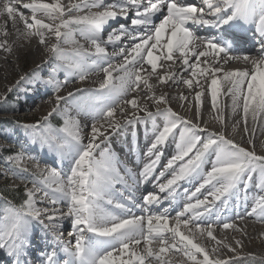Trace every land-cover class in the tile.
Segmentation results:
<instances>
[{"label":"snow or ice","instance_id":"1","mask_svg":"<svg viewBox=\"0 0 264 264\" xmlns=\"http://www.w3.org/2000/svg\"><path fill=\"white\" fill-rule=\"evenodd\" d=\"M132 7L136 12L130 21L131 28L120 24L118 29L108 33L105 40L102 32L110 21L116 20L118 15L123 19L128 18L127 5H106L103 0L99 3L97 0H83L82 3L72 5L66 12L59 0L53 3L31 0V3L23 5V8L29 9L32 13L29 19L17 9L14 0H3L0 3V17H6L5 24L0 25V36L5 37L4 40H0V48L11 51L7 46L8 33L5 31L7 22L11 21L12 27L16 28L19 35L26 39L36 37L39 44L46 47L52 59L62 62L59 67L72 72L80 81H84L88 72L92 70L87 64L90 57L93 58L92 66L104 73L98 89L85 101V106L92 108L93 121L90 134L86 138L82 135L79 120L69 114V109H62L60 106L61 102L68 104L78 93L87 91L86 89L68 92L66 97L57 95L55 106L46 116L35 123L20 125L33 135L35 141L47 145L56 152L61 161L71 157V162L66 177L54 168L39 170L33 188L26 191V198L22 203L17 207L9 201L6 202V207L0 209V241H2L0 246L7 247L9 255L17 257L15 264H21L19 257L30 243L29 232L34 223L49 228L53 240L58 245H62L67 257L64 264H146L149 257H154L160 264H164L161 253L170 251L173 246L192 261V264H240L244 259L239 256L210 259L206 248L194 243L193 239L180 231V228L181 224L189 228L191 223L195 225L194 232L203 235L206 231L207 237L218 246L212 249L213 253L219 251L221 245L235 252L236 249L230 244L216 239L211 221L206 222V229L201 226L199 222H202L206 215H210L215 205L209 202L207 197L200 200L196 194L206 186H210L214 189L209 193L212 201H221L226 205L228 198L241 184L247 192L254 173L260 176L257 187L264 190V156L246 150L232 139L226 138L223 132L209 133L207 137H202L198 133L206 129H201L196 123L180 117L170 107H160L161 104L167 103L164 94L159 97L148 96L156 108L155 113L149 110L147 104L141 105L136 97L124 100L125 107H118V103L129 92H137L141 83L151 91L154 86L149 80L157 73L158 61L167 59L176 63L173 54L178 52L185 71L191 69L194 75L199 73L201 77H205L206 83L210 78L208 91L211 93L214 109L217 107V95L223 84L227 86V94L231 95L234 107H239L240 100L243 99L245 120L249 114L250 104L253 119L258 114L264 113V0H202V6L186 3L185 0H155V2L149 0L148 6L145 7L137 5L135 0H132ZM90 8L101 10L72 15L73 11L80 12ZM165 9L166 14L162 15L158 23L154 22L153 17L163 13ZM44 18L50 22L46 23ZM18 21L23 24L22 32L17 27ZM250 23L255 24L259 36L256 57L247 54L231 55L236 43L232 30L241 24ZM201 28L206 29L208 34L199 35L196 30ZM133 32L136 33L135 36ZM75 33H79L87 40L93 46L94 52L85 51L83 46L72 49L71 53L62 49L61 44L76 43ZM51 36L55 37V43L49 46L48 38ZM121 36H126L134 43L129 48L120 47L118 52H114V55L122 57V63L118 65L107 63L103 66L102 62L109 59L106 45H115L116 42L121 41ZM154 50L159 55L154 54ZM201 57H205V60L201 61ZM190 58H194L196 62H192ZM232 60H243L246 64H251V68L225 70V66ZM200 63H203L204 67H200ZM144 64L149 65L151 69L147 76L141 75L142 72L147 71L143 67ZM55 71L54 67L53 72ZM114 71L121 74L113 77ZM25 79L28 77H21V80ZM158 79L160 83L176 81L175 75L159 76ZM182 82L195 91L193 79H184ZM48 83H52V80L50 79ZM60 87L57 83L54 85V90L59 92ZM11 90L10 88L9 91ZM201 96V92H195L197 119L202 104ZM180 99L184 100L186 97L181 96ZM127 106H131L134 111L126 113ZM117 110L128 124L154 119L155 116L163 117V127H157L155 139L147 150V155L154 156L155 159H150L139 173V178L143 181H147L152 176L160 162L162 153L158 150V146L165 144L169 136H174L175 130L179 129L176 153L165 165V171L171 170V178L159 185L160 192L167 191L171 196L178 182L189 178L199 177L202 183L189 197V202L184 205L183 211L176 213L175 225L172 227H169L167 211L154 215L149 209L147 215H133L128 204L115 201L110 195L116 183H125V181L120 174L118 162L107 148L99 152V158L95 156L101 144L108 140V136L105 135L107 128L104 124L98 127L96 122L106 121L107 127L115 132L121 127L120 121L115 119ZM138 113H144V116H139ZM57 114L61 115L63 122L59 127H54L50 123V118ZM84 127L88 126L84 125ZM85 139L87 143H84ZM210 152L214 153V159L210 161V169L205 172L204 165ZM8 159L19 167L22 156L17 154ZM164 174L162 171L161 177ZM39 193H42L43 198L38 200ZM193 199L195 203L191 202ZM253 199L254 203L247 215L264 219V195H257ZM143 201L144 206H151L161 203V198L156 194H147L143 197ZM60 203H66V213L56 207ZM38 204L44 207H38ZM102 204L114 205L122 215L105 211ZM136 206L143 208L141 205ZM187 213L192 215L182 219ZM65 215L72 218V230L68 235L74 237V245L71 240L65 244L63 233L58 229V221ZM238 218L243 219V217ZM222 227L240 230L233 223L225 222ZM189 231L193 232V229ZM164 232L172 234L173 245L164 246L165 238L162 235ZM138 237H142L146 245L144 254L135 251L134 246L141 243ZM152 238L159 239L162 245L159 252L147 247L152 243ZM236 245L241 246L239 241H236ZM197 253L203 257L202 260L196 258ZM41 264H60L56 251L44 253ZM148 264L152 262L149 261Z\"/></svg>","mask_w":264,"mask_h":264},{"label":"bare ground","instance_id":"2","mask_svg":"<svg viewBox=\"0 0 264 264\" xmlns=\"http://www.w3.org/2000/svg\"><path fill=\"white\" fill-rule=\"evenodd\" d=\"M18 1H20V0H14L17 9L19 11L23 12V14H27V16H28L27 18L30 19L31 15H32L31 11L29 9L23 8V5L18 3ZM131 1L132 0H103V3L106 5L107 4H115L117 6L127 5L129 7V9L131 10V14H132V15H130V20H131L132 18H134L135 12H136V9L134 7H132ZM135 1H138V0H135ZM2 2H3V0H0V3H2ZM44 2L53 3V2H55V0H44ZM82 2H83V0H59V3L65 7L66 12H67L68 8H70L72 5L77 4V3H82ZM97 2L99 3L100 0H97ZM185 2L191 3V4H193V3L195 4L197 2L198 5L202 6V0H185ZM27 3H31V0H28ZM135 3L137 5H140L141 7H145V6H148L149 0H144V3H141V4H138V2H135ZM98 10H101V9L90 8V9H84L83 11H80V12L73 11L72 15H83L87 11H93L94 12V11H98ZM117 11L119 12V8H117ZM163 14H166V9L164 10L163 13H158V14H156V16L153 17L154 22L158 23L159 20L162 18ZM5 20H6V17H0V25H4ZM44 20L46 23L50 22L47 20V18H44ZM110 22H112V21H110ZM125 25H127L129 28H131V24L126 23ZM253 25H254L253 23H250V24H247L245 26H239L238 30H241L243 28H247L249 30L254 31ZM107 26H105V29L102 32V36L105 40L107 39V35L109 33ZM17 27L21 30V32L23 31V24L20 23L19 21L17 23ZM5 31H7V33H8V35L6 37L7 46H9L12 50H15V51H17L19 49L18 45L24 46L25 44H29V41L32 38L31 37V38L26 39L22 35H19L16 28L12 27L11 21L7 22V26L5 28ZM107 31H108V33H107ZM117 34H119V33H117ZM198 34L201 35L200 31L198 32ZM133 35L135 36L136 33L133 32ZM234 36H235L236 41L245 42V46H244V48L240 49L241 51H232L230 53L231 55H245V54H247V55H250L252 57H256L258 50L255 48L256 47L255 44H248L247 43L248 38L243 36L239 32L236 33ZM255 36L257 38H259L258 34H256ZM34 38H35L36 44H34L35 46L32 45V47L30 48L31 51H30L29 56L31 57V59H30L31 62H33V64H37L38 62H42V61L44 62L46 59H48V56H50V53L48 51H46V47L44 45L39 44L38 39L36 37H34ZM4 39H5V37L0 36V40H4ZM15 39H16V41H14ZM74 39L76 41L75 44H72V43L65 44V47L63 49L66 52L71 53L72 49L79 47V46H83V49L89 53L94 52L93 46L87 40H85L83 37H81L79 35V33L74 34ZM53 43H55V37L51 36L48 38V45L50 46ZM133 43H134L133 40L128 39L126 36H121V41L116 42L115 45L107 44L106 50H108V51H106V52L108 53V52L113 51V53H108L109 59L105 62H102V65L106 66L107 63H112L113 65H118V64L122 63V57L114 55V52H118L120 47L129 48ZM200 50L202 51L203 48L201 47ZM6 52L10 53L8 51H5L4 48H0V60L3 59L4 63L6 61L5 60L6 55H4V53L6 54ZM154 54L159 55V53L156 52L155 50H154ZM88 59L92 60L93 58L90 57ZM173 59L176 61V63H173V61H169L167 59H161L160 61H158L157 73L155 75L153 74L151 77V78H156V80H154V81H152L151 79L149 80V83L154 86L151 91L148 88H146L145 86H143V84L141 83L140 88L137 90V92H129L126 96L121 98L120 102L118 103V107H125V105L123 104V101L126 99H132L131 97L132 96L134 97V95H135V97L138 99V102L141 105L147 104L149 107V110L152 111L153 113H155L156 108L152 105V102L148 99V96L154 95L156 97H159L160 95L164 94L166 96L167 103L161 104L160 107L161 108L170 107L180 117L187 119V120H190L193 123H196L199 126V128H201V129H206V131H204V132H199L198 133L199 135H201L202 137L207 136V134L210 133L209 132L210 127H213V126H215L213 131L217 133L218 130H217L216 126L218 124V125H220L219 131L223 132V134L225 135L226 138H230L229 137L230 130H229L228 123L229 122L235 123V121H236L235 117L236 116H234V119H233L234 113L228 114L227 112H224V114H223V112H222V109H223L222 106L226 102L230 101L229 96H231V95L227 94V91H226L227 86L222 84L220 87V90L218 92V95H217V97H218L217 98V107H216V112L214 114H217L218 120H215L213 122L212 121L209 122L208 121L209 118L207 117V113H205L204 111L207 110L206 107H208L209 105L210 106L212 105L211 96L210 97L207 96V94L209 93L208 84H210V78L207 79V83H206L205 77H201L199 75V73H196L194 75L193 72L191 73V71H192L191 69L185 71L182 68V61L180 58V54L178 52L173 54ZM190 59H192V62H194V63L196 62L194 58H190ZM48 60H50V61H48ZM48 60H47L48 62H51L52 57L49 58ZM204 60H205V57H201V61H204ZM53 62L54 63H51L53 65L52 69L46 70L45 72H43L44 76H48V77L52 78V83H50V84H44V83H39V82L31 83V82H27L25 79V80H23V82L21 84H19V85H23V86L26 85V90L33 89L31 94H23V99H25V101H24V104L22 106H24V107L26 106L27 108L29 107L30 110H32L36 104L43 103L40 106H38L37 109H35L36 111L39 110V113H41V114H43L45 111H48L49 109H52L55 106V97H56L55 95L58 94L54 90V85L57 83L61 86L59 93L62 95L59 94L60 96L66 97L68 92H75L76 89H86L87 91H84V94H83V98L86 101L87 98L89 96H91L96 89H98L99 83L104 78V73L99 68H95L91 65L89 67H91L92 70L88 72L87 78L84 81H80L78 76L73 75V73L70 71H65L63 67H59V65L62 64L61 61H59V60L55 61L54 60ZM1 63H3V62H1ZM2 67L3 66L0 64V75H1ZM44 67H43V69H44ZM54 67L56 68L55 72H53ZM143 67L147 71L142 72L141 75L147 76L148 72H150V70H151L150 66L147 64H144ZM200 67H204V64L200 63ZM250 68H251V64H246L243 60H240V61L232 60L231 62H229L225 66V70H236V69L244 70V69H250ZM37 70H40V69H37ZM34 71H36V70H33V72ZM7 74H8V72H7ZM120 74L121 73L115 72V71L112 73L113 77L118 76ZM189 74H190V76H189ZM167 75H175L176 81H168L167 83H160L158 77L159 76H167ZM184 79H193V82H194L193 87L195 88V91H193L192 88H189L187 85H185L182 82V80H184ZM0 80L3 81L4 79L2 77H0ZM197 81H198V84H197ZM245 89H246V85H245ZM223 90H225L226 92H224ZM196 91H199L202 93V96H201L202 104H201V108H200L201 111H200L199 119H197V111L195 108V92ZM181 96L186 97V99L181 100L180 99ZM30 100H31V102H30ZM222 100H223V103H222ZM241 100H242V98H241ZM212 108H213V106H212ZM238 108L240 111L241 107L239 106V107H236L234 112H236L238 110ZM69 110L74 111V112L77 111L78 112V118H79L82 126L83 127H84V125L88 126L86 128L84 127L85 129L83 130V133H82V135L86 138L90 134V131H91V125L93 122L92 118H91L92 115L87 116L86 113L84 112V110L79 109V106H77V104L75 102H72L70 104ZM132 111H134V110L131 109V106L126 107V113H131ZM201 112H204L205 114L204 113L202 114ZM138 115L144 116V113H138ZM224 115L226 117L225 118L226 120L225 119L222 120ZM204 118L207 119V121L204 120ZM115 119L120 121V124H121V127L118 130H116L115 132L111 128L107 127L106 122L105 123L102 122L104 120H99L96 122L97 126L101 124L100 122H102V124L105 125V128H107L105 135L108 136V140L105 143H102L100 149H98L97 152L95 153V156L97 158H99V152L101 150L107 148L111 152L113 158L117 161L116 155L118 153V149L120 150V147H119L120 143L127 145V144H131L132 141H136V140L138 142H144V140H140V138L138 137V135L141 136L144 134V130H139L138 135H132L130 133V126L132 123L131 124L125 123L124 117L120 114V112L118 110L115 114ZM144 120H147V119H144ZM221 120L224 122V124H223V122L221 123ZM255 120H256V118L254 120H251V118H247L246 120H243L241 122L242 124L239 121L240 128H238L235 132L239 133L241 135V137H239L237 139L238 142H240L241 144L242 143L244 144L246 141L252 142V145H254V148H257V146L254 144V141L256 140V138L258 141V136L256 133H255V135H253V128H254L255 124H257L258 128L257 127L256 128L259 129L260 133H261L260 138H263L264 133L262 132L261 129L264 126V124H263L264 120L261 119V117H259V119L256 121L258 123H256ZM138 122H140V121H138ZM135 123H137V122H135ZM243 123H245L244 126H247V131H246V134L244 133V136L242 133ZM140 124H142V123L140 122ZM148 124H149V122L146 121V125H148ZM157 127H159V128L163 127V120L159 119L156 121L154 129L152 132L149 133L150 135L148 137H152L155 139V135L157 134L156 133ZM241 127H242V129H241ZM207 129H209V130H207ZM101 130L103 131L104 129H101ZM221 130H223V131H221ZM211 133H213V132H211ZM176 136H179V129L175 130V135L173 136V138H175ZM171 138H172V136H169L168 140L166 141L167 145L165 147V151H164V148L162 147V145L158 146V150L162 151V155L160 157V164L158 166H156L152 176L147 181L141 180L139 178V173L141 170H143L144 166L150 162V159H152V158H150L147 162H140L138 164L137 171L132 176V189H130V191L132 193H134V195H135L136 205L144 206L143 197L147 194L158 195L161 198V203H159V204H153L151 206H144V208L131 206V208L134 211H136V215H147L149 209H150L151 213L154 215H158V214H161V213L167 211L169 213V227H172L175 225L176 213L183 211L184 205L187 202H189V199H185L183 197V195L188 196L189 194H192L195 191V189L197 187H199V184L202 183V180L199 177L189 178V179H186L184 181L178 182L177 186H175V191L172 193L171 196L168 195L167 191H165L163 193L159 192L158 188H160V187H157V186H159L162 183H166L167 179L171 178V174H172L171 170L164 171L165 174L162 177L160 174L157 173L158 167L161 164H164L165 162H167V160L169 158H171V156L176 153V146H174V144L173 145L170 144ZM100 139L102 140L103 137H101ZM230 139H232V138H230ZM84 143H87V139L84 140ZM151 143L152 142L149 139H146L145 145L151 144ZM30 150L31 151H27V156H22V157L24 158V161L28 160L27 163L33 164L35 161H37V158H34L31 154L38 153V150L34 147H30ZM33 151H35L36 153H33ZM211 153L212 152H210L208 154L206 163L204 165L205 172L207 170H209L211 167V163H208V159L210 158ZM163 154H166V157H164ZM40 160H41L40 163L43 165L42 169L50 168L49 164L50 165L52 164L53 166H51V168H54L56 171L60 170V173L62 174V176L66 177L69 174L70 162H71L69 158H65L63 162L58 164L54 160H52L51 155L45 154V156L41 157ZM257 177H258L257 173H254L251 181L248 184L247 192L245 191L243 184H241L238 187V190L228 198L226 205L221 203V201H214V202L212 201V197L209 195V193L211 191H214V189H212L210 186H206L204 189H201L200 193L196 194L197 198H199L200 200H204L205 197H207L208 201L211 203H214V205H215L214 210L210 213V215H206L204 217V220L202 222H199V223H201V226L206 229V227H207L206 222L211 221L213 223V228H214L213 235L216 237V239L221 240L224 243L230 244L236 250H239L240 247H237V245L233 244V242L230 238V234L228 235V233H225V232H224L225 234H223L221 232V230L219 231V229L226 230V229H223V227H222V224L225 222L233 223L237 226L238 229H240L239 231H237V233L240 232L243 234L242 238L239 237L241 240L242 246L247 247L248 244H252V242H251V241H253L252 239L260 240V239L264 238V219H260V218H257L255 216L250 217L247 215L248 209H250L249 204L253 205V203H254L253 198L256 197L257 195H264V190L257 187V185L259 184V181L257 179L254 180V178H257ZM155 187H157V188H155ZM40 196L42 199L43 198L42 193H40ZM117 200L120 201L121 199L117 198ZM121 201H125V200H121ZM191 202H195V199H193ZM38 205L40 206L42 204H38ZM220 205H222L221 208H219ZM57 207L62 209V210L65 209V211L67 212L66 203H60V205ZM222 208H223V210H222ZM104 209H105V211H111L113 213H117V215H122L121 212H119L118 210H116L112 206H108L105 204ZM65 211H63V212H65ZM234 211H235V213H234ZM191 215H192L191 213H187V214H185V217H183L182 219L190 217ZM238 217H243V219H239ZM36 225L33 224V227L29 232L30 243L28 245H26L25 249L23 250V253L19 257L21 264H31V261L29 260V258L26 259V256L29 253H33L34 260L38 264H41V261L44 258V253L52 252L53 250L56 251L57 258H58L60 264H64V260L67 257L65 256V254L63 252L62 245H58L57 242L55 240H53V238H52L53 234H51L49 232H45V230L42 228L41 224L38 223V226H36ZM58 229L60 232H64V230H67V234H69V232L72 230V218L70 216H67V215L63 216L58 221ZM189 229H193V232H190ZM194 229H195L194 224L190 223L189 228H185L183 226V224H181L180 231L183 232L185 235H188L189 238L193 239L194 243H198L201 246L205 247L209 253V257H211V254H210L211 248H213V247L216 248L218 246L215 244L214 241H211L207 237L206 231L204 232L203 235H201L199 232H194ZM227 230H229V229H227ZM232 230H234V229H232ZM162 235L165 238V245L164 246H171L174 244L171 233L164 232ZM220 235H223V237H225V240L219 239L221 237ZM138 238L141 239V243L138 246H134L135 251L140 249L137 252L140 254H144L146 245H145L142 237H138ZM176 239L178 240L179 238L177 237ZM63 240H64L65 244H67L69 242V240H71L72 244L74 245V237H69V236L66 237L65 236V237H63ZM235 240H239V239H235ZM246 241H250V243H248V244L246 243L247 244L246 245L245 244ZM147 247H151L154 250V252H159L162 245L160 244V241L158 238H152V243L150 245H147ZM217 252L220 254V256H223L226 258H230L234 255V254H231L230 251L227 248H224L222 245L219 246V251H217ZM215 254H216V252L213 253V255H215ZM219 254H216V255H219ZM4 255L7 256V259H6V260H8L7 263L15 264L17 257L15 255H9V250H7V249H0V256H4ZM114 255H115V253H114ZM198 256H200L199 253H197V257ZM201 258H203V257L201 256ZM161 259L164 261V264H192V261H190L182 252L177 251L176 246L171 247L170 251H165V252L161 253ZM149 261H151L152 264H160V262L156 261L154 259V257H149L148 261H146V264H148Z\"/></svg>","mask_w":264,"mask_h":264},{"label":"rangeland","instance_id":"3","mask_svg":"<svg viewBox=\"0 0 264 264\" xmlns=\"http://www.w3.org/2000/svg\"><path fill=\"white\" fill-rule=\"evenodd\" d=\"M139 1H142V0H138V1H135V2H139ZM27 2H28V0H20V1H18V3H20L22 5H24ZM142 3H144V2H142ZM24 15L26 16V18L28 17L27 14H24ZM65 18H67V16ZM14 41H16V39ZM35 42H36L35 38L32 37L30 39V41H29V44H25L24 46H19L18 45L19 49L17 51L11 49L10 53H7V52H6V54L4 53V55H6L5 63H4L3 59L0 60V64L3 66L2 70H1L0 77H2L4 79L3 81H1L2 79L0 80V118H7V117L11 118V116H18L20 118L24 117L23 120H18V121L23 123V124H32V123H35L38 120H41L44 116H46L48 114L49 111H51V109H49L48 111H45L43 114H41V113H39V110L38 111L35 110V109H37L38 106H40L43 103L36 104L33 107V109L30 110L29 107L27 108L26 106L25 107L22 106L24 104L25 99L21 100L17 96L18 85L23 82V80H21V77H24V76L30 77L29 75H31L33 73V70H37V69H40L41 70L40 74H42V72H45L46 70H51L52 67H53V65L51 63H54L53 61L55 59H52L51 62H48V61H50L48 59L51 58V56H48V59H46L44 62L43 61L42 62H38L37 64H33V62H31V60H30L31 57L29 56L30 51H31L30 48L32 47V45L35 46L34 45V44H36ZM64 47H65V44H61V48L63 49ZM55 61H57V60H55ZM87 61H89V60H87ZM1 62H3V63H1ZM43 67H44V69H43ZM7 72H8V74H7ZM191 73H192V71H191ZM189 76H190V74H189ZM34 77H32V80H34ZM42 80H44L45 82H48L45 79H42ZM151 80L154 81V80H156V78H151ZM10 88L12 89L11 91H9ZM223 91L226 92L227 90L226 91L223 90ZM57 93H58L57 95L60 94L59 92H57ZM57 95H55V96H57ZM60 95H62V94H60ZM207 96L210 97L211 93L209 92L207 94ZM5 97H6V99H5ZM134 97H135V95H134ZM229 97H230V101L226 102L222 106L223 114H224V112H227L228 114L234 113L233 114V119H234V116H236L235 117V119H236L235 123L234 122H229L228 123L229 130H230L229 137L232 138V140L235 143H237L240 146L244 147L246 150L255 151V153L257 155L264 156V137L260 138L261 133H260V130L257 129L258 128L257 124H255V126L253 128V135H255V133H256L257 136H258V141H257V138L255 140L256 142L254 141V144L257 146V148H254V145H252V142H247L246 141L244 144L243 143L241 144L240 142L237 141V139L239 137H241V135L239 133H236L235 131L238 128H240L239 121L241 123L243 120H245V116H244V113H243V103H242L243 99L240 100V107H241L240 111H239V108H238V110L236 112H234L236 107L233 106L232 97L231 96H229ZM131 98H133V96ZM71 100L72 101L81 100L80 102H76L77 106H79V109H82V110L88 112V107L89 106H85V100L82 97H74ZM30 102H31V100H30ZM21 103H23V104H21ZM222 103H223V100H222ZM211 107H212V105L211 106L209 105L208 107H206L207 110L204 111L205 113H207V117L209 118V120H208L209 122H211V121L213 122L215 120H218L217 114H214L216 112V109L212 108L213 109L212 113H210V108ZM204 112H201V113L203 114ZM211 114L214 115V118L211 117ZM259 117H261V119L264 120V113L258 114L257 117H256L255 122L259 119ZM225 118L226 117L224 115L222 120H224ZM247 118H251V120H254L253 119V115H252V105L251 104H250V110H249V114H248ZM204 120L207 121V119H205V118H204ZM102 122L105 123L106 121H102ZM102 122H100V123L102 124ZM256 123H258V122H256ZM223 124H224V122H223ZM244 124L245 123H243V130H242L243 136H244V133L246 134L245 127H247V126H244ZM98 127H99V125H98ZM1 128L2 127H0V183L1 182L2 183H7L10 187H20L23 190V192L26 193L27 190L32 189L34 181L37 180V178L39 176V171H38L39 169L38 168L40 167L41 164L39 162H37V161H35L33 164L32 163L31 164L27 163L28 160L24 161V158L22 157L23 159H21L19 161V167H17L16 163L9 162L8 158L12 157V156H15L17 154H19L21 156H27L26 149L27 148L29 149V143L31 145L36 146V147H40L41 151H43L44 149H47L46 145H42L38 141L33 140L31 138V137H33V135L30 132L26 133V137L22 136L21 135V133H22L21 129L22 128H21L20 124L19 125L18 124L17 125L14 124L9 129L3 130V131L1 130ZM214 128H215V126L210 127L211 131L209 129H207V130H209L210 133L211 132L216 133V132L213 131ZM216 128L219 131L220 130V125L217 124ZM241 129H242V127H241ZM261 130L264 133V126H263V128ZM218 131H217V133L220 132V131L219 132ZM221 131H223V130H221ZM204 137H207V136H204ZM26 138L29 139V140L26 141L27 140ZM173 140H174V138L172 137L170 139V144L171 145H173ZM174 146H176V144H174ZM4 149H12L15 152V154L14 155H10V156H6V155L4 156L3 155L4 154L3 153ZM33 153H36V152L33 151ZM31 155L34 158L38 157L37 154H31ZM212 155H213V152L211 153L210 158L212 157ZM208 163H210V162L208 161ZM163 168L164 167H161V168H159V170L161 171V170H163ZM23 169H27V170L25 171ZM204 170H205V168H204ZM257 175H258V177L254 178V180L257 179L259 181V183H260V176H259L258 173H257ZM37 199L38 200L41 199L40 193L37 194ZM59 205L60 204H58L57 206H59ZM6 206H7L6 203L4 201L0 200V209L4 208ZM37 206L41 207V208L44 207V205H40V206L37 205ZM63 211H65V209H63ZM65 213H66V211H65ZM36 224L34 223V225L38 226V223H36ZM41 226H42L43 229L49 230V228L45 227V225L41 224ZM46 230H45V232H47ZM220 230H221V232L223 234H225V233H228V235L230 234V238H231V240H232L234 245H236V241H239L241 243L240 238H242V236H243L242 233H240V232L237 233V230H232V229H229V230H227V229L226 230L219 229V231ZM49 233L52 234V232L50 230H49ZM62 233H63V237H65V236L68 237L69 236L67 234V230H64V232H62ZM220 236H219L220 237L219 239L225 240V237H223V235H220ZM235 239H239V240H235ZM252 240H253V241H251L252 244H248V243H250V241H246L245 242V244L246 243L248 244V245L246 244L247 247L242 246V243H241L240 244L241 245L240 249L236 250L237 252L236 251L235 252H231L230 251L231 254H234L232 257H234V256H243V258L245 257L244 259H242L243 260L242 263H244V264H253V263H256V262H258L260 260L261 261L264 260V238L260 239V240H256V239H252ZM0 245H2V241H0ZM213 248H211V253H210L211 257H210V259H217V258L218 259H228L226 257L220 256V254L218 252H216V254H219V255H216V254H215L216 256L213 255V252H212ZM0 249L9 250L7 247H3V246H0ZM252 257H254L255 259H252ZM28 258L31 261V264H38L33 258V253L27 254L26 259H28ZM196 258L198 260H202L203 259V258H201V255L197 257V254H196ZM0 260L2 261V264H4V262H5L4 260H6V259L3 256H0Z\"/></svg>","mask_w":264,"mask_h":264},{"label":"trees","instance_id":"4","mask_svg":"<svg viewBox=\"0 0 264 264\" xmlns=\"http://www.w3.org/2000/svg\"><path fill=\"white\" fill-rule=\"evenodd\" d=\"M9 121H10L9 119H3L0 122L4 123L2 125H6L8 124ZM0 197L4 201H7V202L10 201L12 202V204L18 207L24 199V192L20 188L10 187L7 183H0ZM262 262H264V260L262 261L260 260L253 264H262Z\"/></svg>","mask_w":264,"mask_h":264}]
</instances>
